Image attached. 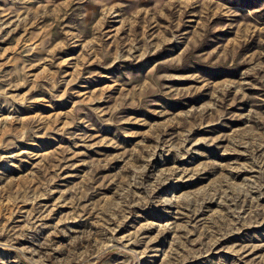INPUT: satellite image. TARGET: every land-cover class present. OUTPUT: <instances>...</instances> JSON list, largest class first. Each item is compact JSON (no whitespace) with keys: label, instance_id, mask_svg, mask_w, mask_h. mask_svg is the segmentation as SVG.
<instances>
[{"label":"rangeland","instance_id":"obj_1","mask_svg":"<svg viewBox=\"0 0 264 264\" xmlns=\"http://www.w3.org/2000/svg\"><path fill=\"white\" fill-rule=\"evenodd\" d=\"M0 264H264V0H0Z\"/></svg>","mask_w":264,"mask_h":264}]
</instances>
